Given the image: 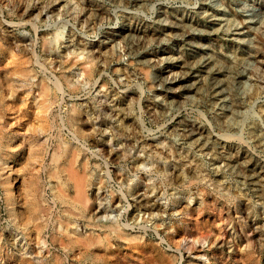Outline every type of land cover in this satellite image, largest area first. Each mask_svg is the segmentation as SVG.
Listing matches in <instances>:
<instances>
[{
	"label": "rangeland",
	"instance_id": "374dc122",
	"mask_svg": "<svg viewBox=\"0 0 264 264\" xmlns=\"http://www.w3.org/2000/svg\"><path fill=\"white\" fill-rule=\"evenodd\" d=\"M0 93V264L90 262L54 225L59 141L95 176L72 235L97 264H264V0H0ZM31 181L51 214L24 231L5 192L26 216Z\"/></svg>",
	"mask_w": 264,
	"mask_h": 264
},
{
	"label": "bare ground",
	"instance_id": "6f19581e",
	"mask_svg": "<svg viewBox=\"0 0 264 264\" xmlns=\"http://www.w3.org/2000/svg\"><path fill=\"white\" fill-rule=\"evenodd\" d=\"M80 13H81V9H80ZM98 53H101V52L99 51ZM29 72L30 71H29V69L26 66H20L19 67V73H20L21 76L27 77V76L30 75ZM13 74H15V73H13ZM16 74H18V73H16ZM13 78H15V77H13ZM18 79H20V78H18ZM59 88L60 87L57 84H54V86H49V85H47L45 83L41 84V86H40V89L41 90L39 92L41 94H38V95H41V99H42L40 101L41 102V106L40 107L37 106L40 109V111H41L40 112V115L46 114L47 107H49V106H47V104L52 103V94H53L54 90H58ZM10 89H12V88H10ZM0 95H1V93H0ZM2 95H3V93H2ZM71 111H72L71 114H73L74 112L75 113L77 112V111H74L73 108H71ZM41 117L42 116L38 117V119L41 118ZM71 118H73V117H70V115H68V121H71L70 120ZM103 122H106L105 118L102 119V123ZM26 137H28V136H26ZM32 138L33 137H31V139ZM34 148H37V147H34ZM40 148H38V149H40ZM71 148L72 147L69 144L59 141L57 143V148H55L52 151L51 155H50V164L51 165L49 167H46L47 174L51 178V180H55L56 182L59 181L60 184H61V187H60L61 190H56L55 185H51L52 191L55 192L54 193L55 201H57L59 203V206H60V211H58L59 214L58 213L55 214L56 217H54V219H53L54 220V225H57V227L58 226L61 227V229H57L58 230V234L60 235V240H62L60 242H63V248H65L67 250V252L69 253V255L72 258L73 257H75V258L76 257H79L80 259L90 261L88 264H97L98 263L97 260L99 259L100 255L94 250V247H96L98 245V243L101 242V239L98 238V237H96L95 235H88V236H85V237H83V236H78L77 237L76 234H75V237H74L72 235V234L75 233V227H76V224L74 222V217H76V216L78 217L79 215L82 214L81 211L83 210V205L84 206H85V204L87 205V202H88V200H86L87 196H85L84 194H82L83 193L82 190L88 184L91 185V184L94 183L95 176H94V174H92V173L89 172L90 169L88 168L87 164L85 166H78V167L75 166V167L72 168V170L71 169L69 170V168L64 167V166H60L58 164V162L61 161V159L66 164V162L70 158L72 159V157L76 156V152L75 151L72 152L71 151ZM38 149H36V150H38ZM37 152H39V151H37ZM35 156H37V155H35ZM41 156H38V157H41ZM147 156L148 155H143L142 156L140 154H137L134 157V161L136 163H139L138 166H142V167H145L146 168L147 167V164H148V160L146 158ZM69 161L70 162H68V163H73V161H71V160H69ZM37 163L38 162H36V165H37ZM39 165H41V164H39ZM67 169L69 171H67ZM35 170H38V169H35ZM66 172L68 174V177L74 182L73 183V188L74 187L75 188L77 187L76 190H78V191L77 192H76V190L74 191L75 192L74 194L76 196L75 195L70 196V194H69L70 193V187H71L70 181L67 178V176L65 178L63 177L64 175H66ZM30 189H31V192L34 193V194L33 195L30 194V195H32V198L30 200L24 202V207H25V209L27 211L26 216H22L23 213H22V211H21V209L19 207H16V208L13 207V204H12L13 203L12 202L13 193H10V192H5L6 193L5 196H6V199L8 201L7 211H8L9 216L10 217L12 216L14 218L13 220H15V222L17 224V227H19V228L22 227V229L24 230L31 223H35L36 222L35 225L37 226V228L43 229L42 226H41L42 224L40 222L46 220L47 217L49 218V216L51 214V210H50V207H48L47 205H43L42 202H41L40 196H38L37 194H35L36 193L35 192V189H37V185H36V182L35 181H31ZM57 189H58V187H57ZM13 192H14V190H13ZM82 195L84 196L83 198L85 199V201H83L84 199H82V201H81V198H82L81 196ZM83 203H85V204H83ZM95 208H98L96 210V213H99V212L101 214L102 213H105V214H102L99 217V220L100 221H101V218L104 219V218H107L108 217V214L105 211V208L102 205V203L99 202L98 205H96ZM95 215H97V214H95ZM89 225L91 227H93V228L94 227L101 226L103 229L108 230V233H111V232H113V234L116 233V234L120 235L121 237H124V238L129 239V241H135V239H137V236L127 237L128 234L126 233V226H124L121 223L117 222L116 219H109V222H107L105 224H101V225H99L97 223H93V224H89ZM44 230H46V229H44ZM19 231H20L19 229L16 230V234H15V237L16 238H17V235H18L17 233ZM28 231L29 230L27 229V232ZM42 243L44 244L45 243V240H42ZM72 251H73V253H72ZM29 253H31V252H29ZM36 253L37 254L38 253H41V248H39L38 252L36 251ZM99 253L102 254V251H100ZM37 262H38V260H37ZM58 262H59V259H56L55 263L58 264ZM21 263H23V264L26 263V260H24V258H23ZM204 263L207 264L206 261Z\"/></svg>",
	"mask_w": 264,
	"mask_h": 264
}]
</instances>
